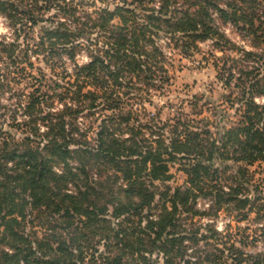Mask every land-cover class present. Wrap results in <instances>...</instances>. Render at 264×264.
Listing matches in <instances>:
<instances>
[{"label":"trees","instance_id":"obj_1","mask_svg":"<svg viewBox=\"0 0 264 264\" xmlns=\"http://www.w3.org/2000/svg\"><path fill=\"white\" fill-rule=\"evenodd\" d=\"M16 1L0 0V15L9 26L19 31L23 23L19 14L30 16L37 24L35 14L22 10ZM121 1L96 19L86 14L90 24L82 22L75 6L63 7L76 29L62 23L56 30H45L41 38L39 47L49 48L50 53L61 49L75 61L79 38L88 29L100 33L103 46L91 53L89 64L76 66L77 85L73 86L78 101L81 97L86 100L84 109H96L103 99L114 116L104 121L93 146L76 123V115L84 109L66 105L63 111L46 112L47 99L33 94L22 107L26 120L16 124L28 135L18 141L17 136L0 131V264H86L88 252L103 264H159L160 257L163 264H264V251L250 253L236 244V236L242 235L239 242L244 243L243 237L248 235L230 233L231 222L225 232L209 224L205 227L208 233L202 234L193 226L196 218L217 216L223 206L240 212L242 220L256 214L258 221H264V206L245 195L244 185L239 183L247 174L245 168H239L233 177L236 182L228 190L222 184V173L230 168L226 163L247 167L264 163V105L256 100L264 97V49H240L218 26L230 24L253 36L255 43L264 42V3ZM30 2L38 5V0ZM161 34L187 54L198 49V42L206 41H213V47L224 53L214 57L215 67L227 88L240 89L238 96L233 90L230 100L241 105L242 116L220 140L210 132L191 133L184 124L185 132H176L169 143L159 138L155 146L139 139L143 130L130 123L136 113L124 105L128 107L135 96L125 97L157 87L153 81L157 70L164 72V52L156 41ZM19 49L16 42L0 41V62L12 68H0V94L11 83L9 73L23 72ZM229 50L241 57L230 55ZM81 80L86 84L81 86ZM89 87L98 90L83 94ZM56 97L65 100L64 94ZM2 106L0 102V110ZM117 123L128 124L129 136L116 133ZM189 160L194 161L181 170L185 185L175 190L167 187L174 178L171 165ZM218 161L225 166L216 168ZM162 186L167 189L161 191ZM209 196L216 209L198 210L199 198ZM33 217L48 226L42 238L32 230ZM100 246L106 252L97 248Z\"/></svg>","mask_w":264,"mask_h":264},{"label":"rangeland","instance_id":"obj_2","mask_svg":"<svg viewBox=\"0 0 264 264\" xmlns=\"http://www.w3.org/2000/svg\"><path fill=\"white\" fill-rule=\"evenodd\" d=\"M30 1L17 0L16 3L22 10L27 9L33 12L37 24L31 21L30 16L19 14V20H23V23L17 31L9 26L7 18L4 17V19L0 16V41L9 44L16 42L20 45L18 57L23 62L21 67L23 72L9 73L11 83L0 94V102L3 104V108L0 110V131L14 137L17 136L18 141L28 135L23 131V128L16 127V124L26 120L22 107L27 105L29 97L33 94L47 99V103L44 104L46 112H50L49 110L52 112L63 111L66 105L74 108L80 106L77 108L78 111L85 108L86 100L81 97V101H78V90L76 86H73L77 85L75 81L77 78L76 66L89 64L91 53H95L98 46H103L102 43L105 41L97 30L88 29L85 35L79 38L80 47L76 49L75 61H72L70 55H66L61 49L54 48L53 53H50L49 48L39 47L45 30H56L62 23L68 25L71 30L76 29L77 25L63 12V7L72 8L75 6L79 9L78 16L82 18V22L90 24L86 14H91L96 19L103 10H113L115 6L122 4L121 0H66V3H70L67 6L63 0H38V5L35 7ZM128 1L129 3L133 2V0ZM218 26L238 48L248 51L264 49L262 40L255 43L253 36L238 32L230 24L219 23ZM80 27L83 26L80 25ZM156 41L164 52V56L161 57L163 60L161 66L164 72L157 70L156 78L153 79L157 83V87L143 91L138 90L128 96L129 98L125 97V99H130L135 96L127 103L128 107L125 105L124 107L128 111L133 109L136 113L130 123L143 130L144 135L139 139L145 138L153 145L159 138L165 139L169 143L176 137V132L187 130L186 125L189 126L188 131L191 133L210 132L212 138L220 140L225 130L240 122L242 116V113L239 112L242 108L241 105L230 100L233 90L234 96H238L241 92L240 89L227 88L225 81L219 79V73L215 67L214 57H222L224 53L220 51L221 49L213 47V41L198 42V49H192L188 54L184 53L183 49L176 47V43L164 34H161ZM97 42L99 44L96 45ZM257 44L263 45L257 47ZM229 53L237 58L241 57L233 50H229ZM6 67L12 69L8 63L4 65L0 62V68L5 69ZM235 77L234 83L237 84L238 71H236ZM83 82L84 80H81V86L86 84ZM140 86L142 85L139 83L138 87L141 88ZM38 89L40 92H37ZM91 90L98 89L89 87L84 90L83 94ZM126 90L123 89L126 94H129V90ZM97 93L100 92L97 91ZM56 94H64L65 100L62 101L60 97H56ZM256 100L259 104L264 105V97H258ZM82 102L85 104L81 106ZM104 102L105 100L101 99L98 101L100 105L96 109H84L82 113L76 115L77 126L82 133H87L86 140L93 146L97 144V135L104 121L114 116L113 111H110L108 104ZM232 102H235L234 106H232ZM127 126V123H117L114 129L117 134L129 136ZM193 161L171 165V173L174 178L167 184V187L174 190L183 187L187 179L181 170L184 166L191 165ZM214 165L216 168L225 166L219 161ZM226 165L230 166L226 174L222 173V184L227 187L226 190L235 184L236 181L233 177L237 176L239 168L243 167L247 174L239 178V183L244 185L245 195L252 198L256 205L264 206V163H257L251 167L232 162L226 163ZM167 187L162 186L161 191H165ZM213 201L214 199L210 196L199 198L197 209L213 212L216 209ZM239 213L235 210L229 211L226 206H223L217 216L198 217L193 222V226L200 229L202 234H206L208 232L205 227L209 224L218 228L220 232H225L226 224L231 222L230 233L236 235L238 232H242L248 235V237H243L244 243L239 242L242 235L236 236L234 240L237 245L243 246L241 248L250 253L264 251V231L261 229L264 228V221H258L256 214L251 215L248 220H242ZM30 221L32 230L38 232L37 236L44 237L48 226H42L41 220L35 219V217ZM190 222L192 224V221ZM252 240H256L255 243H252ZM201 244V246L205 245V243ZM97 248L101 252H106L103 246ZM92 254V252L86 253V264H103L100 260H93ZM159 260V264H163V257H160Z\"/></svg>","mask_w":264,"mask_h":264},{"label":"built area","instance_id":"obj_3","mask_svg":"<svg viewBox=\"0 0 264 264\" xmlns=\"http://www.w3.org/2000/svg\"><path fill=\"white\" fill-rule=\"evenodd\" d=\"M1 16V15H0ZM2 18H4L3 16H1ZM5 19V18H4ZM6 21H7V19H6Z\"/></svg>","mask_w":264,"mask_h":264}]
</instances>
